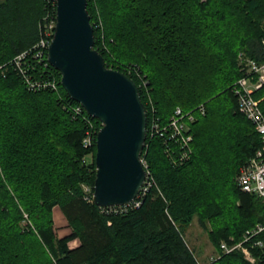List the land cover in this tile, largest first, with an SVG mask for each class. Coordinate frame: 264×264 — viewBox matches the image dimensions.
I'll list each match as a JSON object with an SVG mask.
<instances>
[{"label": "trees", "instance_id": "16d2710c", "mask_svg": "<svg viewBox=\"0 0 264 264\" xmlns=\"http://www.w3.org/2000/svg\"><path fill=\"white\" fill-rule=\"evenodd\" d=\"M55 4L0 0L1 65L39 41ZM87 12L106 67L137 85L147 129L153 115L164 125L177 107L204 106L191 125V157L175 164V145L168 155L162 139L147 133L142 158L151 187L139 207L103 212L87 200L95 136L84 147L89 125L65 107L79 103L61 84L57 92L30 91L9 65L0 73V264H200L184 238L195 216L218 254L207 264H264V231L255 238L262 246L246 244L254 263L220 249L264 226V201L235 182L261 139L232 92L243 76L239 53L264 62V0H87ZM48 68L59 83L60 73ZM253 98L264 114V83ZM84 114L99 131L101 123ZM56 207L71 229L62 238ZM73 240L79 245L71 249Z\"/></svg>", "mask_w": 264, "mask_h": 264}, {"label": "water", "instance_id": "95a60500", "mask_svg": "<svg viewBox=\"0 0 264 264\" xmlns=\"http://www.w3.org/2000/svg\"><path fill=\"white\" fill-rule=\"evenodd\" d=\"M56 27L48 62L61 86L101 123L96 136L93 201L102 208L130 204L143 188L142 151L147 116L135 82L106 67L94 48L87 0H56Z\"/></svg>", "mask_w": 264, "mask_h": 264}, {"label": "built area", "instance_id": "2783aa9c", "mask_svg": "<svg viewBox=\"0 0 264 264\" xmlns=\"http://www.w3.org/2000/svg\"><path fill=\"white\" fill-rule=\"evenodd\" d=\"M47 18V17H46ZM41 37L39 41L30 49L17 55L8 64H0V73L5 76V71L9 65L22 77L24 83L30 91L37 92L41 90H51L57 92L58 83L54 73L49 70L50 63L48 62V48L53 39L56 27V19H46ZM262 51L264 54V39L262 40ZM239 66L243 73V77L234 85L233 94L237 99L239 111L253 124L255 131L261 139V146L255 154L243 165L236 175V185L238 188L247 194L255 195L264 201V114L260 109L259 100L253 98V92L259 89L264 83V62L258 63L254 59L246 56L244 53H239ZM40 67L42 70H40ZM34 74H36L34 76ZM146 86V82L142 81ZM150 111L153 113L154 108L149 101ZM73 117H81L87 121L89 130L83 140L84 147H90L93 144V139L96 132L93 125L90 124L86 112L83 107L78 105L65 106ZM65 108V109H66ZM88 115V114H87ZM205 115L204 106L201 104L194 110L183 111L181 108H175L172 116L167 124L162 125L157 117L151 116L149 128L146 129V135L150 138H161L166 153L173 154L176 150L172 144L178 149L176 157L173 159L175 164L183 163L188 160L192 154L193 135L191 133V125L197 121L200 116ZM89 116V115H88ZM91 117V116H89ZM142 166L146 172V178L142 190L136 199L130 204L119 207L102 208L106 213H122L128 208H137L141 204V198L145 195L152 185V177L148 169L146 161L141 158ZM85 191H89L84 187ZM93 201V196L87 199ZM264 231V226L256 224L251 229L245 231L241 241L228 244L225 241L220 243V249L223 254H229L232 251L241 252L244 258L250 263H254L255 259L250 253V247L262 246L261 241L255 238ZM232 241V239H230Z\"/></svg>", "mask_w": 264, "mask_h": 264}, {"label": "rangeland", "instance_id": "374dc122", "mask_svg": "<svg viewBox=\"0 0 264 264\" xmlns=\"http://www.w3.org/2000/svg\"><path fill=\"white\" fill-rule=\"evenodd\" d=\"M89 159L90 158H88V160ZM53 216L57 236L62 238L69 235L71 233V229L58 207L53 210ZM184 238L188 245L197 254L200 264H205L217 257V251L209 241L207 233L203 230V228H201L197 216L193 218L189 228L185 231ZM78 245V240H73L69 243V247L71 249L76 248Z\"/></svg>", "mask_w": 264, "mask_h": 264}, {"label": "bare ground", "instance_id": "6f19581e", "mask_svg": "<svg viewBox=\"0 0 264 264\" xmlns=\"http://www.w3.org/2000/svg\"><path fill=\"white\" fill-rule=\"evenodd\" d=\"M242 77H243V76H242ZM242 77H241V78H242ZM241 78H240V79H241ZM240 79H238V81H239ZM60 81H61V80H60ZM238 81H237V82H238ZM237 82H236V83H237ZM236 83H235V84H236ZM60 84H61V82H60Z\"/></svg>", "mask_w": 264, "mask_h": 264}, {"label": "crops", "instance_id": "0c3cea01", "mask_svg": "<svg viewBox=\"0 0 264 264\" xmlns=\"http://www.w3.org/2000/svg\"><path fill=\"white\" fill-rule=\"evenodd\" d=\"M56 208H54V210H55ZM55 213V212H54ZM207 263H209V262H206L205 264H207Z\"/></svg>", "mask_w": 264, "mask_h": 264}]
</instances>
